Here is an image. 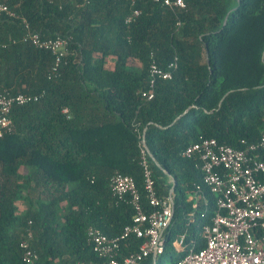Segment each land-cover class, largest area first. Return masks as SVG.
<instances>
[{
  "label": "trees",
  "instance_id": "obj_1",
  "mask_svg": "<svg viewBox=\"0 0 264 264\" xmlns=\"http://www.w3.org/2000/svg\"><path fill=\"white\" fill-rule=\"evenodd\" d=\"M183 2L0 0L13 14H0V91L40 96L12 108V131L0 138V264H23L27 228L34 264L104 263L87 229L114 238L132 223V207L111 196L114 172L134 180L151 210L143 160L158 197L176 184L163 253L140 264H176L204 246L215 196L198 158L182 152L203 139L243 149L264 133V0ZM27 32L68 39L56 72L49 52L23 40ZM174 59L171 78L142 98L151 60L168 70ZM256 153L264 158V148ZM141 243L122 241L120 257Z\"/></svg>",
  "mask_w": 264,
  "mask_h": 264
},
{
  "label": "built area",
  "instance_id": "obj_2",
  "mask_svg": "<svg viewBox=\"0 0 264 264\" xmlns=\"http://www.w3.org/2000/svg\"><path fill=\"white\" fill-rule=\"evenodd\" d=\"M94 0H81V6H89ZM161 2L170 9L184 8L183 0H153ZM13 14L4 4H0V14ZM139 15L134 10L125 19L129 24ZM35 48L49 52L56 72L67 55L68 39L56 36L42 39L39 34L27 32L23 38ZM3 45H0V49ZM163 70L151 60L148 68V91L141 97L150 100L153 97V86L156 80L171 78V70L176 69V59ZM39 95H12L0 91V138L12 131L10 112L14 106H23L36 102ZM264 148V133L256 144L243 149H234L219 144L215 139H203L190 144L182 152L184 157L196 156L200 162L203 186L215 196L217 211L211 219V225L201 231L204 246L197 250L191 246L176 264H264V158L256 153ZM253 153V154H250ZM143 167L144 191L146 201L151 210L144 211L139 192L134 180L114 172L109 181L111 196L117 202L128 203L133 211L132 223L126 226L121 235L108 238L100 230L87 229V242L97 257L104 263L89 264H140L152 255L153 258L163 253L165 236L172 218V198L158 197L154 190L153 180L146 162ZM200 188H197L199 191ZM196 199V197L194 196ZM30 224V223H29ZM129 237L141 240L139 250L120 257V244ZM32 231L25 230V238L20 242L23 264H34L37 255L31 248ZM182 239L175 244L180 248ZM85 264V263H77Z\"/></svg>",
  "mask_w": 264,
  "mask_h": 264
},
{
  "label": "water",
  "instance_id": "obj_3",
  "mask_svg": "<svg viewBox=\"0 0 264 264\" xmlns=\"http://www.w3.org/2000/svg\"><path fill=\"white\" fill-rule=\"evenodd\" d=\"M143 148H144V150L147 152V148H146V146H145L144 143H143ZM175 184H176V179L173 178V179H172V186H171V188H170V190H169V195H170V196H171V194H172V191H173V189H174ZM172 214H173V204H172Z\"/></svg>",
  "mask_w": 264,
  "mask_h": 264
},
{
  "label": "rangeland",
  "instance_id": "obj_4",
  "mask_svg": "<svg viewBox=\"0 0 264 264\" xmlns=\"http://www.w3.org/2000/svg\"><path fill=\"white\" fill-rule=\"evenodd\" d=\"M162 264H168V263H167V260L164 259L163 262H162Z\"/></svg>",
  "mask_w": 264,
  "mask_h": 264
}]
</instances>
